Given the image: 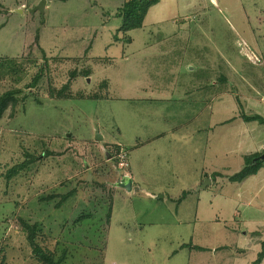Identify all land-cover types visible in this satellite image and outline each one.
Returning a JSON list of instances; mask_svg holds the SVG:
<instances>
[{
    "label": "rangeland",
    "instance_id": "obj_1",
    "mask_svg": "<svg viewBox=\"0 0 264 264\" xmlns=\"http://www.w3.org/2000/svg\"><path fill=\"white\" fill-rule=\"evenodd\" d=\"M39 2L0 0V62L14 69L0 92L20 90L0 119V264H39L21 221L64 264H251L264 163L226 177L264 152V126L240 118H264V0H159L127 33L124 0L31 12ZM72 69L91 71L72 93L102 98H51ZM128 174L132 189L116 188Z\"/></svg>",
    "mask_w": 264,
    "mask_h": 264
},
{
    "label": "trees",
    "instance_id": "obj_2",
    "mask_svg": "<svg viewBox=\"0 0 264 264\" xmlns=\"http://www.w3.org/2000/svg\"><path fill=\"white\" fill-rule=\"evenodd\" d=\"M159 0H124L122 5L116 10L115 16L120 20V26L118 28V31L121 33H127L129 31L140 29L143 24V20L145 18V15L147 14V11L150 7L157 4ZM128 42L130 41L127 37L126 39ZM13 64L9 62H0V86H2V82L7 81V79H11L10 72L13 73ZM43 67H40V69L37 71V73L32 77L31 82L27 84L25 87H34L37 85V82L42 77V72L45 67H48V65L44 64ZM68 80L67 82L62 85L58 89L52 88V90L49 91V96L51 98H59V99H88V100H97L99 98H102L101 95H98L96 93L91 94H83L82 92H76L72 93L70 90L71 83L75 80L77 77L82 78H89L91 75L90 69H81L76 70L72 69L68 71ZM20 82L19 80H16V82ZM107 88V81L102 80L99 84V89L106 90ZM20 93V90H7L4 92H0V119L2 118L4 112L10 108H14L16 104V99L14 97L15 94ZM236 99V103L238 107L241 109V104ZM240 118L243 122L249 123V122H255L258 125L264 126V118L261 117L258 114H252V115H245L240 111ZM264 154V152L260 154H251L244 157V165L243 167L236 173L226 177L227 181L230 183L235 182H241L242 180L254 176L258 170L261 168L262 164L264 163V160L258 159L260 155ZM47 155V154H45ZM27 164L26 161H23L19 164H16L9 168L6 171V177L12 178L16 173L20 172L25 165ZM215 177V175H214ZM111 199V198H110ZM111 205V204H110ZM110 206L108 208V215L106 218L110 216ZM21 231L25 234V239L28 241L30 249H31V255L32 257L39 263V264H64L65 255L61 254L60 256H56L54 252L42 247L40 243H38V240L36 238L37 232H39L38 224L33 223L29 224L25 221H21ZM264 258V241L260 242V251L256 254L255 259L252 261L251 264H260L262 259Z\"/></svg>",
    "mask_w": 264,
    "mask_h": 264
},
{
    "label": "water",
    "instance_id": "obj_3",
    "mask_svg": "<svg viewBox=\"0 0 264 264\" xmlns=\"http://www.w3.org/2000/svg\"><path fill=\"white\" fill-rule=\"evenodd\" d=\"M44 4H45V0H40V2L31 10V12H34V11L43 12ZM258 159L263 160L264 159V154H262L261 156H259ZM206 183H209V180H206V182L204 183V185ZM114 186L116 188H119V189H124L126 191H130L131 190V180L128 177H123L118 182H116L114 184Z\"/></svg>",
    "mask_w": 264,
    "mask_h": 264
},
{
    "label": "crops",
    "instance_id": "obj_4",
    "mask_svg": "<svg viewBox=\"0 0 264 264\" xmlns=\"http://www.w3.org/2000/svg\"><path fill=\"white\" fill-rule=\"evenodd\" d=\"M45 4H46V2H45ZM104 80H106V78ZM151 80H152V78H151ZM157 80H158V78H157ZM152 85L155 86L154 83L151 84V87H152ZM155 87L158 88L157 86H155ZM257 174H258V172L254 176H256ZM128 178H130V180H131V189H132V186H133V177H131V175L128 174Z\"/></svg>",
    "mask_w": 264,
    "mask_h": 264
},
{
    "label": "built area",
    "instance_id": "obj_5",
    "mask_svg": "<svg viewBox=\"0 0 264 264\" xmlns=\"http://www.w3.org/2000/svg\"><path fill=\"white\" fill-rule=\"evenodd\" d=\"M119 157H120V161H119L118 165H120L119 167L122 168V166H124V163H123V160H122V154H120Z\"/></svg>",
    "mask_w": 264,
    "mask_h": 264
}]
</instances>
